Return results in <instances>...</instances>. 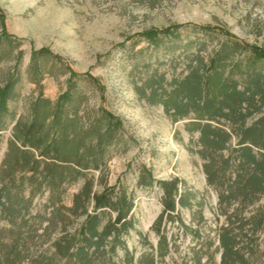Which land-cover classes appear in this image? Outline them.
<instances>
[{
    "label": "trees",
    "instance_id": "1",
    "mask_svg": "<svg viewBox=\"0 0 264 264\" xmlns=\"http://www.w3.org/2000/svg\"><path fill=\"white\" fill-rule=\"evenodd\" d=\"M180 29L150 30L142 37L155 49L174 50L176 46L167 45L182 41ZM196 29L205 35L216 33L209 27ZM195 44L199 50L191 55L194 60L184 78L168 84L163 74L153 75L140 90L141 97L146 98L149 88L148 101L162 105L175 121L194 116L187 130L200 132V153L207 161L205 173L209 185L219 193V205L229 208L239 203L247 208L264 197V49L248 47L229 36L218 40L217 47L205 57L201 52L207 50V44ZM19 45L1 24L0 73L3 63H20ZM42 59L61 65V76H68L67 89L55 102L43 93L47 73ZM29 74L38 95L31 100L27 116H21L13 126L0 171V224H8L0 226V264H117L113 259L119 249L126 252L127 264H135L125 240L137 223L134 192L124 185L95 191V180L87 174L106 163L108 150L122 131L119 120L104 109L93 116L81 114L87 100L77 92L78 82L86 78L96 85L95 81L73 71L48 48L32 51ZM18 82L14 70L8 76L0 74V132L7 129L5 118L10 116L9 103L17 97ZM249 120L252 123L248 125ZM213 122L225 123L231 131ZM234 136L238 139L235 149L231 147ZM81 179L85 181L82 189L74 195L72 205L65 206V186ZM154 183L163 193V210L152 226L160 241L138 264H157L164 259L170 251L164 225L180 219L181 210L201 206L185 181L178 177L155 180L144 168L138 186L148 188ZM47 192L48 216L33 215L36 199ZM233 217H238L234 221L240 228L222 229L220 264H249L243 232L256 218L252 233L264 227V207L246 221L238 214ZM78 218L84 220L75 227Z\"/></svg>",
    "mask_w": 264,
    "mask_h": 264
},
{
    "label": "rangeland",
    "instance_id": "2",
    "mask_svg": "<svg viewBox=\"0 0 264 264\" xmlns=\"http://www.w3.org/2000/svg\"><path fill=\"white\" fill-rule=\"evenodd\" d=\"M1 24L19 41L22 59L17 65L5 62L1 67V76L14 70L19 82L17 97L9 103L10 116L5 118L7 129L0 132V171L12 140V128L21 116H27L31 100L38 95L30 80L31 53L48 48L73 71L95 81L96 85L86 78L78 82L77 92L87 100L81 114L93 116V112L104 109L121 124L118 141L109 148L102 169L87 174L95 180V191L124 185L134 192L137 223L125 240L135 264L144 260L152 247H158L160 237L152 226L163 210V193L155 183L148 188L138 186L144 168L155 180L182 179L202 206L183 209L180 219L164 225L170 251L157 264H220L222 229L239 230L240 223L234 221L238 217L233 216L238 214L243 221L257 216L258 209L264 207V197L247 208L239 203L221 207L219 193L209 185L205 173L207 161L200 153V132L187 130L194 116L175 121L162 105L148 101L149 88L146 98L141 97L140 90L153 75L163 74L168 84L184 78L194 60L191 55L199 50L197 41L207 44V50L201 52L205 57L217 47L218 40L229 36L248 47L264 49V0H0V30ZM175 26L181 28L182 41L177 45L168 43V47L176 46L174 50L155 49L142 37L150 30ZM200 27L212 28L216 33H199L196 28ZM4 54L8 56L9 52ZM42 64L47 73L42 82L44 96L55 102L66 91L68 76H61L64 67L59 64L47 59H42ZM251 123L249 120L248 125ZM212 124L231 131L225 123ZM231 147L238 148L235 136ZM229 154L224 152L226 157ZM84 182L81 179L65 186V206L72 205ZM48 197L47 192L36 199L33 215L48 216ZM83 220H74L75 227ZM254 223L243 232L245 256L249 264H264V227L253 234ZM0 226L8 224L2 221ZM125 257L126 252L119 249L113 261L127 264Z\"/></svg>",
    "mask_w": 264,
    "mask_h": 264
}]
</instances>
